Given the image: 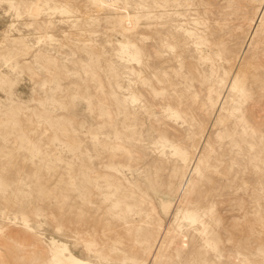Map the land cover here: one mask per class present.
Masks as SVG:
<instances>
[{"label":"rangeland","instance_id":"rangeland-1","mask_svg":"<svg viewBox=\"0 0 264 264\" xmlns=\"http://www.w3.org/2000/svg\"><path fill=\"white\" fill-rule=\"evenodd\" d=\"M70 254L264 264V0H0V264Z\"/></svg>","mask_w":264,"mask_h":264},{"label":"bare ground","instance_id":"bare-ground-1","mask_svg":"<svg viewBox=\"0 0 264 264\" xmlns=\"http://www.w3.org/2000/svg\"><path fill=\"white\" fill-rule=\"evenodd\" d=\"M98 9H103L107 6H112L117 4L120 0H91ZM62 254L63 251H61ZM66 260L69 261L71 264H82L83 261L79 258H77L76 256H74L73 254H70L69 256L66 257Z\"/></svg>","mask_w":264,"mask_h":264}]
</instances>
